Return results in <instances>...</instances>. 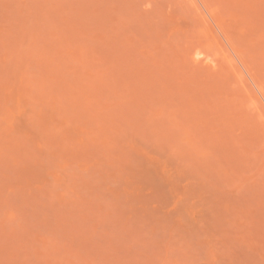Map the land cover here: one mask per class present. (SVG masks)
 <instances>
[{"label": "rangeland", "instance_id": "1", "mask_svg": "<svg viewBox=\"0 0 264 264\" xmlns=\"http://www.w3.org/2000/svg\"><path fill=\"white\" fill-rule=\"evenodd\" d=\"M0 264H264V0H0Z\"/></svg>", "mask_w": 264, "mask_h": 264}]
</instances>
